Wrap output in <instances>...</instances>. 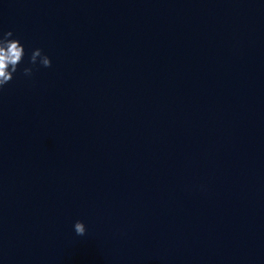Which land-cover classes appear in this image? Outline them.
I'll return each mask as SVG.
<instances>
[{
	"label": "water",
	"instance_id": "95a60500",
	"mask_svg": "<svg viewBox=\"0 0 264 264\" xmlns=\"http://www.w3.org/2000/svg\"><path fill=\"white\" fill-rule=\"evenodd\" d=\"M187 264H264V0H222Z\"/></svg>",
	"mask_w": 264,
	"mask_h": 264
},
{
	"label": "clouds",
	"instance_id": "9594fccd",
	"mask_svg": "<svg viewBox=\"0 0 264 264\" xmlns=\"http://www.w3.org/2000/svg\"><path fill=\"white\" fill-rule=\"evenodd\" d=\"M13 35L11 30L0 33V90H3L13 80L14 74L17 72L25 56L24 45L18 38H12ZM38 59L39 64L43 67H51L52 62L50 57L39 48L32 51L30 63L36 65ZM23 73L26 76H31L32 68H24ZM74 231L79 236L85 235V224L82 221H76L74 223Z\"/></svg>",
	"mask_w": 264,
	"mask_h": 264
}]
</instances>
